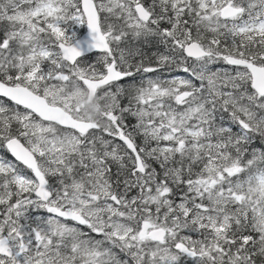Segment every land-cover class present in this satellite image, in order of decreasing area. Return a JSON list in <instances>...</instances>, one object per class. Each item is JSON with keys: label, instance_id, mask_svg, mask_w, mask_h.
<instances>
[{"label": "snow or ice", "instance_id": "6c2138e0", "mask_svg": "<svg viewBox=\"0 0 264 264\" xmlns=\"http://www.w3.org/2000/svg\"><path fill=\"white\" fill-rule=\"evenodd\" d=\"M0 264H264V0H0Z\"/></svg>", "mask_w": 264, "mask_h": 264}]
</instances>
